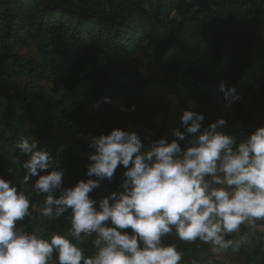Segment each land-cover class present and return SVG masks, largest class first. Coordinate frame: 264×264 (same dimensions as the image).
Here are the masks:
<instances>
[{
  "label": "trees",
  "instance_id": "1",
  "mask_svg": "<svg viewBox=\"0 0 264 264\" xmlns=\"http://www.w3.org/2000/svg\"><path fill=\"white\" fill-rule=\"evenodd\" d=\"M193 12L184 0H0V140L10 146L17 140L15 129L4 120L11 114L20 115L31 128L53 125L49 117H37L32 107L34 101L42 102L40 93L29 89L15 93L9 80L54 78L66 106L63 118L54 124L63 131V120L73 125L71 145L61 152L44 149L52 154V167L64 172L63 188L89 179L88 156L94 152L88 148L90 138L115 129L109 121L95 125L89 116L106 107L121 105L128 111L134 107L124 130L142 138L143 113L138 106L148 101L159 83L136 64V55L161 70L166 78L161 85L169 84L187 104L216 106L224 98L221 82L239 98L252 93L264 96V0H250L246 6L237 1L230 11L222 3L214 6L213 15L202 12L190 18ZM30 46L36 57L18 54ZM123 55L127 65L120 58ZM161 114L156 126L145 123L143 130L154 140L171 142L169 108H162ZM217 119L226 121L223 131L236 134L238 142L257 129L255 114L243 107L233 115L217 111ZM216 120L204 115L202 129ZM186 147L182 145V150ZM124 171L118 166L112 181H103L89 193L90 198L99 201L122 191ZM29 212L30 217L18 222L27 232L49 238L70 229V210L63 217L45 221L31 207ZM124 231L131 233V229ZM165 243H175L183 252L182 264L205 251L198 241L186 243L174 236ZM228 251L239 264H264L261 250L251 255L244 246L236 253Z\"/></svg>",
  "mask_w": 264,
  "mask_h": 264
},
{
  "label": "clouds",
  "instance_id": "2",
  "mask_svg": "<svg viewBox=\"0 0 264 264\" xmlns=\"http://www.w3.org/2000/svg\"><path fill=\"white\" fill-rule=\"evenodd\" d=\"M219 90L226 107L239 98L223 82ZM203 120V113L183 111L174 139L147 147L136 132L119 128L91 137L89 179L70 188L62 187L64 172L52 167V154L34 137L21 138L16 148L26 159L14 157V165L26 170L23 184L38 177L33 187L45 194L42 216L56 219L70 210V229L43 238L19 228L32 215L29 196L0 177V264H53L54 253L56 264H182L183 252L165 243L173 236L210 245L212 253L238 252L248 243L245 232L264 227L258 223L264 222V127L238 142L223 131L224 119L202 129ZM118 166L126 169L122 191L90 198ZM89 237L95 252L86 255L81 244Z\"/></svg>",
  "mask_w": 264,
  "mask_h": 264
},
{
  "label": "rangeland",
  "instance_id": "3",
  "mask_svg": "<svg viewBox=\"0 0 264 264\" xmlns=\"http://www.w3.org/2000/svg\"><path fill=\"white\" fill-rule=\"evenodd\" d=\"M189 2L190 0H184ZM18 54L23 57H36L33 46L28 49H21ZM122 62L127 65V59L120 56ZM136 64L144 70L149 77L155 79L159 84L156 85L144 105L138 106L140 111L143 113V120L141 122L140 132L141 140L145 147L152 141H155L146 131L143 130L145 123L150 126H156L158 119L162 118L161 109L164 107L170 110V131L173 128L180 127L179 117L183 111L190 110L196 111L197 113H203V115L209 117L212 120H216V112L227 113L233 115L235 110L239 107H243L255 114L257 129L264 127V96L259 93H252L250 95L241 97L236 101L232 102L230 107L225 106V100L220 97L217 101L216 106H201L198 104H187L182 102L175 91L169 84L161 85L166 79L164 73L154 67L149 66L145 59L136 55L134 58ZM11 90L15 93L21 94L25 89H29L40 93L42 102L34 101L32 107L37 110V117H49L48 120L53 123L47 128L37 125L31 128L25 119L20 115L11 114L6 119L16 131L17 140L10 146L8 143L0 140V177L5 180H13L18 190L24 191L30 199V207L37 214L40 221L49 219L41 214V209L44 206V197L37 193L33 187L34 177H30L29 184H23V177L26 174V170L20 167L19 164L14 165V157H17L20 161L26 159V156L22 155L16 148V145L23 137H34L38 141V145L41 148L50 147L57 152H61L67 149L71 145V132L73 125L63 120V126L65 131L59 129L54 121L59 118H63L66 111V106L61 99V89L59 83L54 78H49L43 82H27L23 79L12 77L9 80ZM137 106V105H136ZM132 114L130 111L124 109L121 105L115 107H106L100 112L89 116V121L95 125H100L102 122L109 121L115 128L124 130L125 125L130 120ZM0 114V120H2ZM157 118V119H155ZM174 137L171 135V140ZM11 169V171H9ZM264 224V222H258ZM22 230L26 231V228L17 225ZM39 234V233H37ZM248 243L242 245L245 247V252L251 255L256 250L264 252V227H258L251 232H245ZM94 237H89L86 241L81 244V247L86 252L94 253L95 249L91 243ZM229 239H239V236H231ZM198 241V240H197ZM200 242V241H198ZM205 251L197 255L193 260L197 261V264H239L238 260L232 257L228 250L221 251L218 253H212L210 245H205Z\"/></svg>",
  "mask_w": 264,
  "mask_h": 264
},
{
  "label": "water",
  "instance_id": "4",
  "mask_svg": "<svg viewBox=\"0 0 264 264\" xmlns=\"http://www.w3.org/2000/svg\"><path fill=\"white\" fill-rule=\"evenodd\" d=\"M240 2L243 6H246L250 0H190V4L194 8L193 14L190 18H197L202 12H206L213 15L214 6L226 3L228 10L232 9L234 2Z\"/></svg>",
  "mask_w": 264,
  "mask_h": 264
},
{
  "label": "built area",
  "instance_id": "5",
  "mask_svg": "<svg viewBox=\"0 0 264 264\" xmlns=\"http://www.w3.org/2000/svg\"><path fill=\"white\" fill-rule=\"evenodd\" d=\"M134 110V107H132L129 111L132 112Z\"/></svg>",
  "mask_w": 264,
  "mask_h": 264
}]
</instances>
